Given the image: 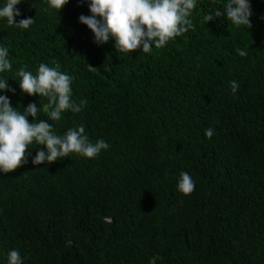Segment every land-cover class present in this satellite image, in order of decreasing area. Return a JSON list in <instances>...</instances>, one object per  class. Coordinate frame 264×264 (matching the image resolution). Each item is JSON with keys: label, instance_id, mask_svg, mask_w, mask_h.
<instances>
[{"label": "trees", "instance_id": "16d2710c", "mask_svg": "<svg viewBox=\"0 0 264 264\" xmlns=\"http://www.w3.org/2000/svg\"><path fill=\"white\" fill-rule=\"evenodd\" d=\"M250 3L246 30L199 23L222 0H198L194 31L129 57L113 41L93 44L78 0L51 15L42 0L17 5V21L35 20L28 30L0 21L12 106L39 100L20 92L18 68L58 65L75 77L72 99L87 103L49 123L59 134L83 123L92 142L109 144L93 159L0 175V264L11 249L24 264H264V0ZM180 172L195 184L186 196Z\"/></svg>", "mask_w": 264, "mask_h": 264}, {"label": "clouds", "instance_id": "9594fccd", "mask_svg": "<svg viewBox=\"0 0 264 264\" xmlns=\"http://www.w3.org/2000/svg\"><path fill=\"white\" fill-rule=\"evenodd\" d=\"M26 0H0V21L21 31L28 30L34 24V18L21 16L17 5ZM46 5L42 11L51 15L57 14L69 3V0H42ZM86 5L90 15H80L78 22L85 25L92 34V42L97 47L113 41L115 51L129 57L130 53L140 49L144 54H152L153 49L164 48L176 37L195 30L191 17L197 8L198 0H78L77 6ZM213 9V6L211 7ZM253 16L250 0H222V4L210 13L206 12L199 23L206 25L224 18L237 28L250 29ZM237 55L245 57L247 50L236 49ZM12 70L9 59V48L0 45V175L11 173L17 168L31 163L50 165L66 158L70 154L85 159H93L109 148V144L97 139L92 142L86 134L83 123L74 124L59 134L52 123L60 122L67 112L80 113L86 100L79 103L72 99V84L75 77L59 66L49 67L40 63L33 71L27 65L14 72L18 87L22 94L37 96L47 100L43 111L47 118L41 119V107L37 103L14 108L5 93L16 94V89L9 86L6 75ZM231 93L236 94L238 83H229ZM31 117V122H29ZM214 130H205V137L211 139ZM35 144L33 155L30 145ZM43 146V147H40ZM195 187L194 181L187 172H180L176 191L189 195ZM3 264H24L20 252L11 249L6 254Z\"/></svg>", "mask_w": 264, "mask_h": 264}]
</instances>
